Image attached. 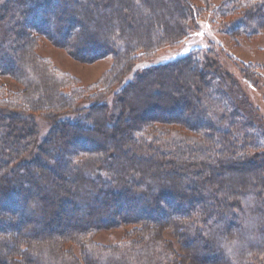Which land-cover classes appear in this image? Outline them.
Listing matches in <instances>:
<instances>
[{"label":"trees","instance_id":"obj_1","mask_svg":"<svg viewBox=\"0 0 264 264\" xmlns=\"http://www.w3.org/2000/svg\"><path fill=\"white\" fill-rule=\"evenodd\" d=\"M201 3H0V75L21 84L0 83V264H264V124L238 82L225 84L212 44L124 82L139 57L188 39L204 13L233 40L264 31V0ZM34 32L87 61L110 55L112 66L83 85L37 53ZM238 69L258 82L264 64ZM82 102V117L39 140L34 112ZM128 225L108 243L93 238Z\"/></svg>","mask_w":264,"mask_h":264},{"label":"rangeland","instance_id":"obj_2","mask_svg":"<svg viewBox=\"0 0 264 264\" xmlns=\"http://www.w3.org/2000/svg\"><path fill=\"white\" fill-rule=\"evenodd\" d=\"M3 1L4 0H0V3ZM190 1L196 6L202 5L201 0ZM34 33L37 36V43L35 45L37 53L42 57L51 59L53 64L59 67L62 71L68 72L76 77L83 85H89L96 82L99 77L112 66L110 55L87 61L83 58L72 55L65 48L57 46L42 33ZM197 33H203V35H197ZM209 44H212L213 49H215L218 63L226 73L225 76H223L225 84L229 85L231 82L230 79H234L238 82L245 96H248L252 104L258 108L259 114L262 117L261 122L264 124V71L260 70L262 80L254 82L248 80L249 78H244L243 74L238 69L244 62H262L264 64V31L257 33L250 38L241 32L237 39L233 40L230 36L226 35L223 30L219 29L216 22L212 21L208 13L201 15L198 20L197 29L191 30L188 39L182 41L179 45L173 47L165 46L154 54L139 57L132 69L126 73L124 82L131 80L135 73L143 68L173 60L186 54L193 47H208ZM227 56L231 59L227 58ZM0 83L10 88H18L21 86V84L11 80L7 75H0ZM163 89L169 90L170 88L162 87L161 90ZM239 97H241V95ZM131 101L133 105H137L138 103L137 101H133V99H131ZM103 102L106 106L107 114L110 115V119L113 117L115 118L119 113V107L115 95L109 94L103 99ZM79 105L80 109L70 111L64 115L58 114L54 116H45L42 113L34 112L32 118L36 125L37 132L39 133V140L41 141L42 138L47 135L51 125L55 121L62 119L74 120L78 119L79 116L82 117V109L84 110V108H86L88 102H82ZM142 106H145V102H143ZM33 189L36 191V188ZM54 198V202L56 203L57 197ZM27 215L29 216L28 213ZM76 215L79 216V214ZM66 216L67 215L64 214V217ZM49 217L50 218H47L48 221L55 219V216L53 215ZM44 219L46 220V218ZM128 227L129 225L126 227L96 230L93 232V238L99 243H108L112 239L121 237L123 230ZM165 235L167 238H172L170 231H166ZM69 246L73 248L75 254L79 255L80 249L78 246L72 243H70Z\"/></svg>","mask_w":264,"mask_h":264},{"label":"snow or ice","instance_id":"obj_3","mask_svg":"<svg viewBox=\"0 0 264 264\" xmlns=\"http://www.w3.org/2000/svg\"><path fill=\"white\" fill-rule=\"evenodd\" d=\"M197 35H203V33H197ZM236 241H232L231 243H235Z\"/></svg>","mask_w":264,"mask_h":264}]
</instances>
